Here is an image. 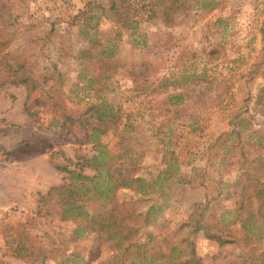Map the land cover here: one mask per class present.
<instances>
[{"label": "rangeland", "instance_id": "rangeland-1", "mask_svg": "<svg viewBox=\"0 0 264 264\" xmlns=\"http://www.w3.org/2000/svg\"><path fill=\"white\" fill-rule=\"evenodd\" d=\"M84 1L0 0V264L138 260L133 243L117 247L96 232L74 237L78 218L61 221L50 207L36 212L37 193L61 183L63 173L52 167L50 157L64 164L65 158L92 152L88 134L97 123L88 116L91 104L103 100L118 110L120 123L102 122L99 135L112 153L119 148L117 131L128 122L130 153L118 161L129 178L155 173L171 156L181 172L201 174V186L167 185L168 205L147 222L139 215L152 197L133 188H117L105 204L85 202L89 213L137 217L139 243L146 232L171 230L184 221L195 204L215 192V181L236 177L235 164L217 165L207 149L228 129L235 111L246 107L254 127H264V98H257L264 85V0H214L211 10H178L168 23L143 21L140 35L131 39L123 32L115 39L111 58L93 49L88 57L80 55L90 47L78 35L75 18ZM113 29L111 21L101 20L96 39H107ZM185 60L186 72L204 68L208 77L159 87L163 77L178 74ZM211 76L229 77L230 83L229 94L214 107L206 106L204 88ZM177 92L188 97L172 106L165 98ZM228 231L233 242L222 246L200 232L190 235L203 264H264V228L250 236L237 224Z\"/></svg>", "mask_w": 264, "mask_h": 264}, {"label": "trees", "instance_id": "trees-1", "mask_svg": "<svg viewBox=\"0 0 264 264\" xmlns=\"http://www.w3.org/2000/svg\"><path fill=\"white\" fill-rule=\"evenodd\" d=\"M215 3L214 0H85L75 18L78 35L90 47L81 50L80 55L88 57V50L93 49L99 57L111 58L117 51L115 39L123 32L131 39L135 37L134 34L140 35L138 25L141 22L160 20L168 23L171 22V15L178 10L195 7L208 11ZM101 20L111 21L114 25L112 36L103 41L96 39L94 30ZM186 60L182 62L178 74H173L172 78L163 77L158 86L164 89L170 84L197 83L208 77L204 68L197 72L193 67L186 72ZM206 82L207 104L203 100L199 107L202 104L212 107L220 105L230 91L229 77L216 79L211 76ZM183 97L188 95L177 92L168 94L165 100L177 106ZM258 97L264 98V85L259 88ZM88 109V116L97 123L91 126L88 134L92 152L89 155H75L74 160L65 158L64 164L53 162L50 157L52 167L63 175L61 183L48 187L44 193H37V213L50 207L56 210L61 221L78 218L79 222L71 231L74 237L96 232L101 239L112 240L117 247L126 242L133 243L138 256L135 264H203L195 251L191 234L200 232L204 238L222 246L233 242L227 238L231 224H237L249 236L257 235V231L264 228V127H254L253 114L246 107L231 115L228 129L218 133L207 148L218 158L217 165L235 164L238 170L236 177L229 182L215 181V192L206 195L202 203L195 204L184 221L171 230L158 228L156 233L146 232L141 243L135 238L137 217L132 219L115 217L110 213H89L85 209V202L100 200L105 204L117 188H133L143 196L152 197L145 212L139 215L142 222H147L155 217L154 213L168 205L167 185L185 183L201 186V174L187 175L181 172L175 157L171 156L155 173L147 172L146 175L129 178L125 164L118 161L130 153L128 122L123 123L117 131L119 148L112 153L99 141V135L104 131L102 122L112 125L120 123L118 110L103 100L91 104ZM19 248L28 254L25 248Z\"/></svg>", "mask_w": 264, "mask_h": 264}]
</instances>
